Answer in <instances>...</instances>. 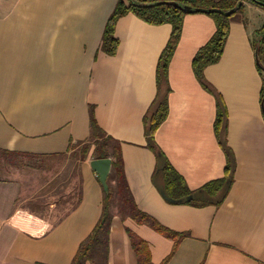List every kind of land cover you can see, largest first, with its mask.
Wrapping results in <instances>:
<instances>
[{
    "label": "crops",
    "instance_id": "1",
    "mask_svg": "<svg viewBox=\"0 0 264 264\" xmlns=\"http://www.w3.org/2000/svg\"><path fill=\"white\" fill-rule=\"evenodd\" d=\"M118 1L0 0V154L40 162L4 161L9 169L0 177V264H71L99 221L105 192L91 168L95 146L71 164L90 139L91 111L121 144L139 210L186 235L167 264H264V114L252 48L264 13L244 0L243 13L231 17L220 62L205 70L227 109L236 164L225 202L197 208L163 198L153 182L156 159L145 137L144 118L158 93V62L172 27L127 14L116 24L117 54L108 56L102 37ZM215 31L206 14L185 17L168 69V116L155 134L191 191L222 178L227 165L214 129L216 97L193 70L196 53ZM52 160L60 161L58 167L49 165ZM22 167L29 172L12 178L10 169ZM128 230L148 245L152 264H162L174 251V240L115 211L108 264H138Z\"/></svg>",
    "mask_w": 264,
    "mask_h": 264
},
{
    "label": "trees",
    "instance_id": "2",
    "mask_svg": "<svg viewBox=\"0 0 264 264\" xmlns=\"http://www.w3.org/2000/svg\"><path fill=\"white\" fill-rule=\"evenodd\" d=\"M252 1V0H251ZM264 3V0H258ZM244 0H119L109 17L102 37L101 50L108 56H115L119 41L115 35L118 20L127 14H134L147 24L170 25L172 32L168 43L160 55L157 69L158 93L148 114L144 118L147 148L154 154L156 169L153 182L163 198L173 205H189L197 208L208 206L220 207L226 200L234 182L235 157L228 145V114L224 101L205 78V70L220 62L230 34V20L235 14L243 13L245 5L235 10ZM253 2V1H252ZM253 4H255L253 2ZM257 5V4H255ZM259 6V5H257ZM261 7V6H259ZM218 9L223 12L234 10L231 17L220 13H207L214 19L216 31L212 38L196 53L193 59V70L202 87L214 95L217 101V115L214 124L217 140L223 149L227 165L224 176L211 181L197 191H191L184 179L171 166L168 159L158 148L155 134L166 120L169 112L168 69L182 34V26L187 15L202 14V10ZM256 69L262 79L261 105L264 114V26L257 30L252 38ZM95 146L96 159H112V174L109 177V193L104 194L102 213L90 235L80 244L71 264H108L109 237L112 222L117 214L125 220L133 219L138 224H145L158 233L175 241L172 254L162 263L167 264L174 254L180 240L185 234L176 233L157 222L148 214L139 210L126 180L121 152V144L108 136L98 125L93 111L90 113V139L83 148L82 159H85L92 146ZM2 157L9 164L40 163L34 157L19 153L3 152ZM20 156H23L20 158ZM115 182L113 188L110 183ZM192 197V200H187ZM132 247L137 255L138 264H152L148 245L130 230L127 231Z\"/></svg>",
    "mask_w": 264,
    "mask_h": 264
},
{
    "label": "water",
    "instance_id": "3",
    "mask_svg": "<svg viewBox=\"0 0 264 264\" xmlns=\"http://www.w3.org/2000/svg\"><path fill=\"white\" fill-rule=\"evenodd\" d=\"M255 4L261 6L264 8V3L260 2L258 0H252ZM243 3H239L238 7L235 9H239ZM235 11H228V12H223L218 9H212V10H202V14H207V13H220L223 14L227 17H231ZM91 168L92 170L98 175L100 184L102 185V188L106 194L109 193V185H108V177L110 175L111 169H112V159L106 158V159H94L91 161ZM192 200V197H189L187 199Z\"/></svg>",
    "mask_w": 264,
    "mask_h": 264
},
{
    "label": "rangeland",
    "instance_id": "4",
    "mask_svg": "<svg viewBox=\"0 0 264 264\" xmlns=\"http://www.w3.org/2000/svg\"><path fill=\"white\" fill-rule=\"evenodd\" d=\"M247 3H249V5L254 6L256 9H259L260 11H262L264 13V8L263 7H259V6L255 5V4H253V2L251 0H247ZM84 147H85V145H82V146L80 145L79 146L78 150L76 151L77 157L75 156V159H74L75 161H72L71 162L72 166L75 164L76 160H78L82 156L83 148ZM4 161L5 160L3 159L2 155L0 154V177H3V175L5 176L6 173L3 172V171H5V169H9V168H5V167H9V166H7V164ZM58 162H60V161H58V160H52V162H50L49 165L52 166V167H58ZM63 167H65V165L64 166H61L59 168L60 171L61 170L64 171ZM18 169H14V170L13 169L12 170L10 169V171L15 172L12 178H18V173L19 172L20 173H24L26 171L29 172V170H27V169H25L23 167L22 168H18ZM66 170H70V164H67Z\"/></svg>",
    "mask_w": 264,
    "mask_h": 264
}]
</instances>
